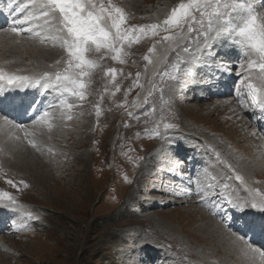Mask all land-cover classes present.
I'll list each match as a JSON object with an SVG mask.
<instances>
[{
    "label": "rangeland",
    "instance_id": "obj_1",
    "mask_svg": "<svg viewBox=\"0 0 264 264\" xmlns=\"http://www.w3.org/2000/svg\"><path fill=\"white\" fill-rule=\"evenodd\" d=\"M0 2L2 12L12 13L15 7L32 10L30 0H11L12 9L10 0ZM103 2L107 5L108 0ZM111 2L124 10L125 26L130 27L162 25L171 10L187 0ZM251 2L257 12H264L261 6L264 0ZM27 11L15 18L21 19ZM194 16L195 20L190 22L193 31L188 32L185 25L183 36L177 37L174 43L163 41V37L174 34L177 29L169 28L166 32L161 27L157 36L148 35L126 45L128 54L122 57L124 63L112 60L114 53H90L92 58L103 56V59H97L99 67L88 82L83 100L61 97L58 91L41 86L17 89L18 92L5 88L0 92L8 102L7 113L13 110L10 112L13 116L33 117L25 122L8 119L36 132L38 148L29 144L23 132L9 129L0 121L1 137L7 136L11 139L7 141L15 145L12 160L22 166L19 155L23 157L25 153L32 161L46 166V170L40 171L41 178L30 172L12 170L0 159V193L8 192L16 201L12 208L0 207V264H204L197 261L201 257L193 250L194 246L216 249L221 253L218 256L221 261L228 242L221 236L209 239L202 236L201 226L209 219L235 233L236 238L243 235L246 240L236 251V258L226 256L225 261L256 264L259 259L264 262V237L254 240L257 230L264 236V228L254 224L258 222L256 218L246 221L243 211L224 199H235L236 188L242 184L235 180V172L241 174L264 161V117L258 105L251 106V97L244 87L248 82L245 78L253 84L259 82L258 70L245 71L248 60L256 57L249 56L227 33L213 34L211 40H206L208 17L199 12H194ZM5 29L0 27V36ZM48 32L57 35L55 22L45 31V36ZM19 41L44 52L45 57L39 62L40 72L54 73L66 66L67 52L62 41L46 39L42 43L39 38ZM150 47L155 49L151 54ZM185 48L189 50L187 53ZM145 55L157 62L150 64L143 59ZM13 57L21 65L17 69L14 66L13 72L29 71V67L36 66L31 57L29 62ZM2 59L14 64L12 57ZM178 62L184 82L178 88L170 87L175 83L170 79L175 72L173 65ZM221 64L227 67H220ZM109 67L118 70L115 78L105 74ZM242 71L244 75L238 77ZM237 88L243 93L246 107L241 106L235 95ZM28 89L31 92L25 93ZM61 98L73 103L74 107L67 113L72 119L67 115L61 118V111L67 112L58 107ZM50 106H57L58 116L48 121L52 128L45 125L34 130L35 116L45 110L52 111ZM7 113L6 106H2L0 115L9 116ZM164 123L177 127L165 130ZM157 130L166 132V136L157 135ZM7 132L15 133L10 136ZM9 148L12 150L11 146H5ZM230 153L234 157L230 158ZM148 157L149 163H144ZM242 160L246 164L252 162L246 168ZM236 162L242 164V169ZM174 163L181 167L173 168ZM263 171L264 167L262 171L249 173L250 197L257 194L252 186L264 194ZM8 180L13 183L8 184ZM205 189L215 193L223 190V197L214 196L207 205L202 204L196 193L202 195ZM240 196L241 200L246 199L244 193ZM7 203H10L7 197H0V205ZM248 209L244 211L264 216V211ZM27 213L37 219H26ZM25 224L28 227H22ZM192 231L199 233H195L198 238ZM249 236L253 237L250 241ZM247 245L256 250L252 252ZM220 261L212 260V263Z\"/></svg>",
    "mask_w": 264,
    "mask_h": 264
},
{
    "label": "snow or ice",
    "instance_id": "obj_2",
    "mask_svg": "<svg viewBox=\"0 0 264 264\" xmlns=\"http://www.w3.org/2000/svg\"><path fill=\"white\" fill-rule=\"evenodd\" d=\"M264 7V5H261ZM27 9L15 7L12 11L13 21L10 28L7 30L14 38L25 35L28 39L37 37L43 43L46 39L53 41L60 40L64 50L67 52L66 66L62 71H43L33 73L31 75H20L13 72H6L0 68V92L5 88L19 89L26 87L41 86L44 89H54L58 91L61 97H72L78 100H83L88 88L94 70L98 69L99 65L97 59H103V56L92 58L90 53H114L111 56L112 60H119L124 63L122 57L127 56L125 51L126 45H131L134 40L139 41L141 38L151 35L157 36L161 27L164 31L169 28L177 29L172 35H165L163 41L174 43L177 37H182L185 25H188L187 31L192 32L191 21L195 20L194 12H199L201 16L207 15L208 27L205 32V39L211 40L213 34L220 35L227 33L233 41L240 46L249 56L255 55L256 59H249L247 69L245 71H257L258 84H253L249 78H245L248 82L244 84L247 88V94L251 97V106L255 108L259 106V111L264 117V12H257L256 6L251 0L245 2H237V0H187L186 3H179L177 7L171 10V13L163 21V24H149L139 26H125L126 15L124 10L112 4L108 0L107 5L103 0H30ZM9 8H13V4L9 3ZM212 11L209 12L208 10ZM22 11H27L21 19H16V15ZM53 22L57 24V35L44 36L43 33L48 31ZM27 25V27H22ZM201 26L203 23L201 21ZM39 30V31H38ZM19 43V40H16ZM157 44L161 41H157ZM154 47L148 48V53L154 52ZM189 50L184 49L187 53ZM145 61L150 64H155L157 61L151 59L149 55L143 57ZM59 63V61L57 62ZM175 72L170 76V87H180L184 82L181 79L180 63L173 65ZM220 67H227L221 64ZM243 67V66H242ZM115 68H107L105 74H111L115 78L117 73ZM139 78L140 73H137ZM187 75V74H185ZM242 77L244 72L237 74ZM118 88V86H117ZM237 99L240 101L242 107L244 104L243 93L240 88L235 91ZM34 107V106H33ZM53 110H45L41 115L37 116L32 121V128L39 130L45 125L51 129L52 124L48 123L50 120L56 119L57 106H50ZM59 109L67 110L61 111V118L67 115L68 119H72L71 115L67 113L74 107L73 103H69L67 99L61 98L59 100ZM35 114V113H34ZM132 113H129L131 115ZM96 115H100V109L97 107ZM0 121L9 128H15L18 132L24 133V138L28 140L29 144L34 148H38L35 140L36 132H30L29 129L21 124H14L8 119L7 115H0ZM159 125H157L158 129ZM165 130L177 127L172 123H164ZM157 135L166 136L165 133L156 131ZM19 139V137H17ZM179 163H174L173 168H179ZM235 180L240 183H245L244 177L239 173H234ZM12 184L11 180L7 181ZM23 183V182H22ZM25 187L27 185L25 184ZM212 186L209 185V188ZM227 188V184L224 185ZM251 190V189H250ZM257 194L250 199L240 200L232 199L231 197H224L227 203L231 204L239 211H244L246 208H255L264 211V194L256 190ZM199 202L207 205L214 196L223 197V190L220 193L209 192L204 190L201 195L199 192ZM0 197H7L10 203L2 204L0 207L12 208L16 201L8 192L0 193ZM26 219L35 220L37 217L31 213H27ZM22 227H28L27 224ZM235 236V233H232ZM238 240L241 238H237ZM251 249V245H247ZM255 251V249H251Z\"/></svg>",
    "mask_w": 264,
    "mask_h": 264
},
{
    "label": "bare ground",
    "instance_id": "obj_3",
    "mask_svg": "<svg viewBox=\"0 0 264 264\" xmlns=\"http://www.w3.org/2000/svg\"><path fill=\"white\" fill-rule=\"evenodd\" d=\"M1 1V0H0ZM3 1V0H2ZM5 1H7V0H5ZM3 5V3H1L0 2V7ZM23 8V7H22ZM5 16H4V15ZM12 13H9V12H2V11H0V27H3V26H5V30H2L3 32H4V35L3 36H0V68H3L6 72H13L11 69H13L14 68V66H15V69H17V67L18 66H21L17 61H15V59H14V57H13V55H15L16 57H21V58H23L26 62H29V61H31V58H32V63H33V65H36L35 67H29V71L28 70H22V71H18V72H13V73H16V74H20V75H31V74H33V73H39L40 72V70H42L41 68H40V61L41 60H43L44 58L43 57H45V54H44V52H39L38 50H36L35 48H34V46L32 45V44H30V43H28V44H20V42L19 43H16V40H19V39H23V41H24V39H26V40H29V42H30V39H28V37L27 36H24V37H13L11 34H9L8 33V29L10 28V26L12 25V21H13V15H11ZM11 19V20H10ZM9 20V21H8ZM1 31V32H2ZM56 32V31H55ZM49 33V32H48ZM50 34V33H49ZM43 35L45 36V32L43 33ZM34 38H37V37H34ZM34 41V40H33ZM58 41V40H57ZM36 45V44H35ZM39 47V46H38ZM48 47H49V45H48ZM58 48V47H57ZM35 50V51H34ZM54 50H48V52H53ZM56 51V50H55ZM17 53H19L21 56H19V54H17ZM54 54V53H53ZM10 57H12V59H13V61H14V64L12 63V62H10V61H7V60H4V59H2V58H10ZM29 57H31V58H29ZM30 59V60H29ZM47 66V65H46ZM46 69V68H45ZM29 88H32V87H29ZM8 89V88H7ZM10 89H8L7 91H9ZM15 90H17V89H12V91H15ZM18 90H23V88H19ZM18 90H17V92H18ZM32 90V89H31ZM31 90L30 89H28L27 91H25V93H30L31 92ZM9 93V92H8ZM4 94H5V92H4ZM8 96H9V94H8ZM26 96V95H25ZM3 97H5L3 94H1L0 93V111H1V107L2 106H6V113H7V108L9 107L8 106V102H7V100H6V98H3ZM30 97V96H29ZM8 98V97H7ZM15 98V97H14ZM13 98V99H14ZM40 99V98H39ZM46 102V101H45ZM44 102V103H45ZM56 105V104H55ZM13 106V105H12ZM11 106V107H12ZM5 109V108H4ZM29 111V110H28ZM10 112H13V110H9V112L7 113V114H9V116L8 117H11L13 120H15L16 122H17V119H19V121L20 122H25V121H29V119H32V118H29V117H27L26 115H19V116H13L12 114H10ZM17 112V111H16ZM20 112V111H19ZM31 115V114H30ZM38 116V115H37ZM37 116H35V117H37ZM58 117V116H57ZM21 119H23L22 121H21ZM18 121V122H19ZM30 124V123H29ZM1 125H2V123H1ZM22 125V124H21ZM6 126V125H5ZM31 126V125H30ZM4 129V128H3ZM196 129H198L199 130V128L196 126ZM16 130V129H15ZM4 131V130H3ZM77 131V130H76ZM2 133V132H1ZM1 133H0V147H1V144L3 143V145H4V148L3 147H1V150H0V154H1V156H0V159L4 162V161H6V164H8V166L13 170V168L14 169H16V170H21V171H25V173L26 172H30L32 175H34V176H37V175H39L41 178L43 177L42 176V174L40 173V171H42V169H45V167L46 166H43L42 164H40L39 162H37V161H32L29 157V155H27V154H25V153H22V155H23V157L22 156H20L19 155V158H20V160L22 159V166H20V164H19V162L17 161V160H12V158H11V156H13V155H15V152L16 151H14V149H15V145H14V142L13 141H7V140H11L10 138H7V136H4V137H1ZM15 133V132H14ZM14 133H12V135L14 134ZM21 133V132H20ZM19 133V134H20ZM10 135V133H8L7 132V134L6 135ZM54 134V133H53ZM12 135H10V136H12ZM194 136V135H193ZM192 136V137H193ZM76 137V136H75ZM230 138V137H229ZM186 139V138H185ZM230 140H231V138H230ZM236 140H238V139H236ZM27 141V140H26ZM262 141V140H261ZM264 141V140H263ZM263 141H262V143H263ZM232 142V141H231ZM40 143V142H39ZM235 143H238V141L237 142H235ZM77 145V144H76ZM5 146H7V147H10L11 146V149L12 150H10V148H9V150L8 149H5ZM263 146H264V143H263ZM12 151H13V153H12ZM20 152H24V151H20ZM170 152V151H169ZM233 153V152H232ZM232 153H230L229 154V157L230 158H232V157H234V155H232ZM36 154V153H35ZM170 154V153H169ZM264 155V154H263ZM165 156V155H164ZM15 158V157H14ZM236 158V157H235ZM24 159V160H23ZM32 161V162H29L30 160ZM238 159V158H237ZM19 160V159H18ZM37 160V159H36ZM240 161V160H239ZM21 162V161H20ZM242 162V164H245L246 165V168H247V164H249V163H251L252 161H247V164L245 163L246 162V160H242L241 161ZM144 163H149V157L148 158H145V161H144ZM231 163V162H230ZM263 163H264V161H262V163H261V165L259 166V165H253L252 167H249V168H247V169H245V170H243L242 172H241V174H242V176L244 177V179H245V183H243V184H241L239 187H237L236 188V194H234V198L235 199H242V197L240 196V194H242V193H244V195L246 196V199H250L251 197V195H249L250 193H249V191H247V189H248V187L250 186L249 185V183H248V177H249V173L251 172V170H254V171H256V170H260L261 169V171L263 170V167H264V165H263ZM38 164V165H37ZM236 165H237V167L238 168H241V163H239V162H236L235 163ZM53 166V165H52ZM242 169V168H241ZM251 169V170H250ZM46 170V169H45ZM50 172V171H49ZM264 172V171H263ZM36 173V174H35ZM48 173V172H47ZM262 173V172H261ZM257 174V173H256ZM55 176H56V174H55ZM142 176H144V174H142ZM260 176V175H259ZM38 177V176H37ZM39 177V178H40ZM40 178V179H41ZM45 178V177H44ZM51 179V178H50ZM53 179V178H52ZM45 181V180H44ZM51 181V180H50ZM43 184L45 183V182H42ZM41 183V184H42ZM252 188V190L253 191H256V187H254V186H252L251 187ZM138 190H139V187H138ZM133 194V193H132ZM132 194H130L129 196H131ZM59 195V194H58ZM189 198V197H188ZM187 198V199H188ZM245 199V200H246ZM186 200V199H185ZM246 209H248V208H246ZM246 209H245V211H246ZM250 209V208H249ZM248 209V210H249ZM188 211V210H187ZM245 211H243L242 212V215H244V218H245V220L246 221H250V218H256V222L257 223H254L255 225H257V226H260L261 228H264V216H260L259 214H255L256 212H245ZM186 213V212H185ZM259 219H262L261 221H259ZM18 223H20L19 221H18V219L16 220V224H18ZM259 223H260V225H259ZM164 224H167V226H169L168 225V223L167 222H164ZM212 224V225H211ZM225 225V224H224ZM155 228H157V226H156V224L155 225H153ZM175 227V226H174ZM174 227H172V228H174ZM202 227V229L204 230V231H202L203 232V234H202V236L205 238V239H209V238H213V237H216V236H221V238H226L227 239V244H228V246H226L225 247V249H224V259L226 258V256H230L231 258H236V256L238 255L237 254V250H238V248L246 241L245 240V238H244V236L242 235V237H239V238H241V239H237L235 236H233L232 235V233L230 232V231H228V230H226L225 229V227H223L222 225H220L218 222H216V220L215 221H212V219H209L208 220V222L207 223H205V225H203V226H201ZM171 228V227H170ZM159 229H161V228H158V230ZM166 229V228H165ZM175 229V228H174ZM232 229H234V228H232ZM167 230V229H166ZM165 230V231H166ZM197 231H192L191 233H193L192 235H194V237H197L196 236V233ZM262 232V231H261ZM164 233V232H163ZM198 233V232H197ZM171 234L173 235L174 234V232L172 233L171 232ZM199 234V233H198ZM238 234V233H237ZM164 235V234H163ZM162 235V236H163ZM172 235H169L171 238H172ZM261 235V234H260ZM259 235V231L257 230V232L255 233V238H254V240H255V242H257V241H259V239H261V238H263L264 236H260ZM198 238V237H197ZM204 238H202V239H204ZM251 238H253L252 236H249V237H247V240H249L250 241V239ZM164 239V238H163ZM248 241V242H249ZM247 242V243H248ZM218 243V242H217ZM246 243V244H247ZM208 244V243H207ZM206 244V245H207ZM221 244V243H220ZM1 246V245H0ZM109 247V246H108ZM201 247V246H200ZM199 246H194L193 247V250L196 252V254L197 255H199L201 258L200 259H197V261L198 262H204V264H215V263H212V260L213 261H220L219 259H218V256H220V254L221 253H217L216 251V249L215 250H210L209 248H200ZM251 247H253V246H251ZM223 249V248H222ZM253 249V248H252ZM151 250V249H150ZM256 250V249H255ZM264 250V249H263ZM252 251V250H251ZM209 252H211L210 253V255H208V253ZM253 252V251H252ZM257 252V251H256ZM262 252H264V251H262ZM239 253V252H238ZM260 253V252H259ZM258 253V254H259ZM258 254H256V255H258ZM262 254V253H261ZM263 255V254H262ZM210 256V257H209ZM250 257V256H249ZM255 257V256H254ZM254 257H252V258H254ZM257 257V256H256ZM196 258V257H195ZM212 258V259H211ZM213 258H215V259H213ZM259 258V257H258ZM257 258V259H258ZM261 258V257H260ZM224 259H221V261L218 263V264H233L231 261H225ZM237 259H239V258H237ZM263 259V258H262ZM172 261V260H171ZM180 262V261H179ZM169 263V262H168ZM196 263V262H195ZM256 263V262H255ZM261 263H264V262H262L261 260H259L258 259V261H257V263L256 264H261ZM167 264V263H166ZM177 264H178V262H177Z\"/></svg>",
    "mask_w": 264,
    "mask_h": 264
}]
</instances>
